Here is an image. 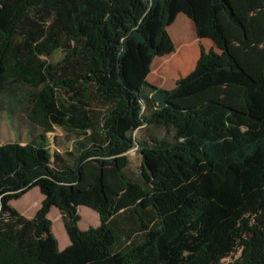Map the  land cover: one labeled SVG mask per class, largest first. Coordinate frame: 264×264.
<instances>
[{
    "label": "trees",
    "instance_id": "trees-1",
    "mask_svg": "<svg viewBox=\"0 0 264 264\" xmlns=\"http://www.w3.org/2000/svg\"><path fill=\"white\" fill-rule=\"evenodd\" d=\"M180 13L213 47L163 89L147 75ZM15 83L42 131L0 143V264H264V0H0V94ZM34 187L27 218L10 202Z\"/></svg>",
    "mask_w": 264,
    "mask_h": 264
},
{
    "label": "rangeland",
    "instance_id": "rangeland-1",
    "mask_svg": "<svg viewBox=\"0 0 264 264\" xmlns=\"http://www.w3.org/2000/svg\"><path fill=\"white\" fill-rule=\"evenodd\" d=\"M184 18L187 17L184 14L180 13L178 14L175 21L172 24H174L173 26L176 29L185 28L187 30L185 32L189 34L190 37H192L193 36L192 30L188 23L184 24L185 23L183 21ZM167 32L171 40L173 41V38L169 33V30H167ZM228 33L229 32L227 30V34ZM200 45H202V47L205 48V50L208 49V47L206 46V44L203 43V41L200 43ZM193 50L195 54L196 52L195 43L193 44ZM177 53L178 54H176L174 57L171 58L170 63L172 64L173 68L178 67L179 73L181 74V76H183L187 71H189L190 69L189 67L192 66L193 63L189 64L183 61L184 58L183 51H178ZM170 54H166V55H170ZM63 57L64 54L62 50L57 48L50 55L43 54L42 56L39 57V60L40 61L45 60L49 64H55ZM26 90L25 87H21L15 83L12 84L9 87V89H7L2 94H0V139L1 140H5V141L16 140L18 139L19 136L23 141L24 140L27 141L32 134L39 133L42 131V128L38 124L33 123L32 121L29 120L28 111L31 110L33 106V102L26 101L24 97L26 94L25 92ZM60 96H62V93H60ZM93 105L96 106L97 104L95 103ZM44 127L46 128V130H50L46 134V137L51 152L62 151L64 148L70 145L71 138H74V135L65 133L62 129L53 126L51 124L44 125ZM154 131L155 132L159 131L160 133L164 132L163 130H154ZM136 137L138 138V133H136ZM130 152L131 153H129V166L127 169V173L130 176H136L138 173L139 160L135 150H131ZM41 201H42V195L40 194L38 188L34 187L31 190H29L24 196L15 200L13 202V207L17 209V205L18 206L20 205L23 208L25 206L27 207V210H30L34 206L36 208L35 210L37 211ZM86 208L88 207L81 206L78 211V214L80 216V219L78 221V227L81 230H84L89 226H95L98 223L97 215ZM25 213L30 214L31 211ZM47 216L51 221V229L54 236L56 237L59 243L60 242L62 243L63 237L66 236L65 238H67V235L63 228V222L60 213L55 207H52ZM237 255L238 253H233L229 257L224 259L223 262L231 261L235 259Z\"/></svg>",
    "mask_w": 264,
    "mask_h": 264
},
{
    "label": "crops",
    "instance_id": "crops-1",
    "mask_svg": "<svg viewBox=\"0 0 264 264\" xmlns=\"http://www.w3.org/2000/svg\"><path fill=\"white\" fill-rule=\"evenodd\" d=\"M183 21L185 22L184 24H186V23L189 24V26H190V28L192 30L193 36L190 37V35L185 32V31H187L185 28L184 29H181V28H179V29L177 28L176 29L173 26L174 24H171V26H169L167 28V30H169V33L171 34V36L173 38V43L175 45L174 46L175 47L174 51L170 55H164V56L155 57L152 60V62H151V70H150L149 74L147 75V81L149 83H151V84H153L155 86L161 87L163 89H171L172 87H174L176 79L181 77V74L178 71V67H174L173 68L172 64L170 63L171 58L174 57L176 54H178L177 53L178 51H183L184 55L186 54V52L188 53L190 50H192L194 52L193 44L195 43L196 52L193 55V58L191 59V58L186 57V58L183 59L184 62H187L189 64L193 63L195 65L196 60H197V58L199 56V52H200V43L203 41V43L206 44L208 49L213 47L212 41L210 39H208V38L198 39L197 38L196 33H195V25L189 18H184ZM193 41H194V43H193ZM181 49H183V50H181ZM168 63H170V66L167 65ZM193 64H192V66L189 67L190 68L189 71L194 67ZM166 66H168L169 69ZM189 71H187L185 74H187ZM7 141H12V140H6L5 141V140H1L0 139V143H5ZM129 153H131V152L130 151L128 152V157H129ZM137 157H138V160H139L138 154H137ZM24 195H22V196H24ZM14 201L15 200H12L10 202V204L12 206H13V202ZM80 207H78V211H79ZM35 209L36 208L33 206V208H31L30 210H27V207L24 206V208H23L22 206H20V205L18 206L17 205V211L20 212L22 215H24L27 218H30V217L34 216V214L36 213ZM86 209L92 211L94 214L97 215V213L95 211H93V210H91L89 208H86ZM23 211H25V212H30L31 211V213H30L31 215L27 214V213H25ZM98 223H99V218H98ZM98 223L96 225H98ZM65 237L66 236L63 237V242L62 243L58 242V248L59 249H63L65 246H67L69 244V239H67L68 237L67 238H65Z\"/></svg>",
    "mask_w": 264,
    "mask_h": 264
}]
</instances>
